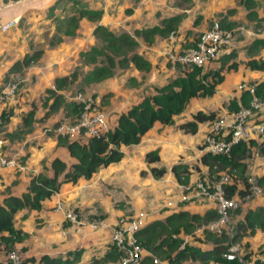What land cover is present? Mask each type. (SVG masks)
<instances>
[{"label": "crops", "instance_id": "crops-1", "mask_svg": "<svg viewBox=\"0 0 264 264\" xmlns=\"http://www.w3.org/2000/svg\"><path fill=\"white\" fill-rule=\"evenodd\" d=\"M78 5L99 9L101 16L96 19L79 16ZM72 15L79 16L78 26L73 33H67L64 29ZM216 17L225 27L234 28L238 37L203 67L235 65L223 69L224 78L216 85L214 94L193 96L184 110L174 116L173 123L155 121L138 144L121 146L124 156L119 161L100 167L89 178L62 182L59 189L42 202L39 210L19 211L15 225L26 235L15 242L13 248L22 253L27 261L25 264H46L43 256L55 261L54 264H88L103 258L112 245L111 229L92 227L89 221L95 218L111 223L121 216L140 217L144 226L177 211L203 215L210 209H216L215 202L208 198H185L188 195L185 183L179 182L171 170L176 163L188 164L186 183L194 181L201 173L210 174L208 166L201 160L205 153L202 141L209 128V120L201 122L194 133L186 132L179 124L192 119L197 109L215 111L217 116L225 100L239 95L235 90L238 83L264 80V69L252 70L246 66L249 59L264 58V0H250L248 5L244 0H0V20L17 19L14 26L0 31V86L8 79H19L15 97L0 104L4 154L16 161L14 166L0 168V202L8 194H22L31 176L47 167L49 174H53L49 167L54 157L68 164L75 160L66 145V141L71 139L59 135L66 140L60 142L58 134L51 133L63 116L68 118L72 113L60 104L45 117L54 100V95H49L47 89L55 87L56 77L68 75L77 69V65H84L82 51L102 44L101 37L94 33L97 25L133 36L138 43V53L150 62L147 75L134 73L138 68L132 65V73L124 71L107 80L105 78L106 83L99 79L98 82L84 81L87 70L91 68L85 67V72L77 70V78L57 92L66 101L76 102L73 99L76 92L71 96L66 93L71 91L74 83L80 86V90L86 87L100 105H108V121L113 127L121 112L180 72L179 64L170 62L166 53L193 44ZM154 26L171 29L168 33H155L152 38H146L139 32ZM174 29L176 38L171 40L169 33ZM38 49L42 54L34 62L21 71H9L14 61ZM101 82L100 88L94 85ZM32 109L34 121L31 129L17 133L24 115ZM151 150H157L159 154V160L153 163L145 157ZM153 165L164 166L166 172L162 176H154L150 169ZM238 186L241 187V183ZM168 201L172 203L167 205ZM58 203L63 209L56 208ZM67 210L79 213L82 223L79 231L65 218ZM246 212L245 209L239 211L241 219L238 222L244 221ZM257 229L262 231L256 232L255 229L254 234H246L255 239L252 241L253 253L246 254L252 258L251 264H264V252L258 251L264 239V225ZM204 232L200 225L193 234L201 240ZM180 235L183 237V232ZM196 246L210 248L213 245L201 240ZM143 253L144 257L150 254L147 249ZM118 263L117 259H107L99 264ZM153 263L168 264L166 260ZM211 263L216 262L207 264Z\"/></svg>", "mask_w": 264, "mask_h": 264}, {"label": "trees", "instance_id": "trees-1", "mask_svg": "<svg viewBox=\"0 0 264 264\" xmlns=\"http://www.w3.org/2000/svg\"><path fill=\"white\" fill-rule=\"evenodd\" d=\"M249 1L244 0L247 5ZM77 9L79 16L84 15L90 19L101 16L99 9H92L84 5H78ZM79 16L72 15L69 17L64 29L65 32H74L78 26ZM62 21L60 19V24L63 25ZM170 29L171 27L163 29L154 26L141 29L139 32L146 38H152L155 33H168ZM94 33L101 37L102 44L93 45L85 53L87 60L94 62L95 65L85 74L84 81L97 80L112 74L117 52L120 54L118 59L120 64H126L131 60L138 69L148 70L150 68V62L143 55L134 51L138 43L131 35L127 33L118 34L102 25H97ZM131 50L133 52L129 56ZM41 54L42 50L38 49L24 55L22 59L14 61L9 71H21ZM99 56H103L105 61L96 63ZM234 66V63H231L227 68ZM246 66L252 70L264 69V58L249 59L246 61ZM178 67L180 72L165 84L156 87L153 93L143 97L137 104L121 112L118 115L116 125L110 127L105 133L99 136L65 140L70 155L75 158L71 164L54 157L49 167L53 174H49L48 167H44L46 170L31 176L26 191L20 195L8 194L3 198L0 202V251L13 249L14 243L22 240L26 235L15 225V216L19 211L22 209L39 210L42 202L55 193L62 182H76L79 177L89 178L100 167L122 159L124 152L121 150V146L138 144L155 121H160L163 124L173 123L174 116L184 110L193 96L213 95L216 85L224 78L223 69L226 68L219 65L204 69L197 65L182 66L180 64ZM77 76V70H74L68 75L55 78V87L47 89L49 95H54V100L46 110L45 117L58 108L60 104H63L70 113L77 115L79 103L66 101L63 95L57 92V89L68 86ZM256 87L257 92L264 97V80L256 83ZM249 98V93L244 91L240 96L231 98L227 103V107L229 110H235L240 105H247ZM44 104H47V102L45 101ZM215 117V111L204 112L197 109L193 112L192 119L185 120L179 125L186 132L194 133L201 122L211 121ZM33 121L34 110L32 109L24 115L22 127L17 133L30 130ZM61 136L58 135V141L65 142ZM255 143L254 139L240 141L234 145L229 155L213 154L211 152H205L202 155L201 160L208 166L210 174L235 169L233 182L225 185L228 197L233 195L244 197L249 192V182L245 175L247 168L245 158L250 154L251 146ZM260 149L264 152V143H262ZM145 157L151 163L159 160L157 150L148 151ZM150 169L156 177L162 176L166 172L164 166L153 165ZM171 170L179 182L186 183L188 181V164L176 163ZM258 180L264 181V175ZM239 183L243 187H239ZM217 215L216 209H210L203 215L177 211L167 215L163 220L156 219L140 227L135 235L138 242L142 243V246L150 253L143 260H152L155 255H158L160 258L168 260V264H207L209 261L221 264H242L237 258L228 259L225 254L233 242L241 239L247 233L253 232L256 226L262 227L264 225L263 208L247 211L244 221L238 222L237 231L233 235L225 232L216 234L205 231V239L212 242L213 245L210 248H202L192 244L182 246L183 237L180 233L191 232L196 223L199 226L215 219ZM259 249L260 252H264V243L260 245ZM120 255V251L112 244L103 258L94 259L88 264H99L102 260L107 259L118 260ZM247 257V254L244 255V258ZM42 259L46 264H54L55 262L47 256H43ZM25 262L27 261L23 258L20 264H25Z\"/></svg>", "mask_w": 264, "mask_h": 264}, {"label": "built area", "instance_id": "built-area-1", "mask_svg": "<svg viewBox=\"0 0 264 264\" xmlns=\"http://www.w3.org/2000/svg\"><path fill=\"white\" fill-rule=\"evenodd\" d=\"M17 23L16 18L7 21L0 20V31H6ZM235 36V29L228 28L221 24L219 18L212 19L210 25L203 30L196 38L193 44L183 49H171L166 53L168 60L174 64L182 66L197 65L204 67L209 61L217 58L224 47L229 44ZM176 38V30L169 33V39ZM19 79L11 78L0 86V104L7 99H12L16 95ZM235 90L238 91V97L244 91L250 95L247 105H240L237 109L232 110L226 118L217 116L209 121V128L205 133L202 141V148L205 152L213 154L229 155L237 143L243 140H249L255 135H260L264 143V97L257 92L256 83L240 82L236 85ZM234 98V96L232 97ZM73 99L79 103V112L74 121H60L51 130L58 135L66 136L70 139H79L81 137L99 136L105 133L110 124L107 114L97 107L96 97L92 94L85 95L82 91L76 92ZM261 114L256 116L257 114ZM256 116V117H255ZM4 138L1 132L0 119V168L2 166H14L16 161L14 158H7L3 153ZM211 178L197 179L192 182L183 184L188 195L185 198L203 199L208 198L215 202L217 217L206 223L201 224V228L205 231H211L216 234L228 232L226 229L229 220V212L234 210L240 204V197L233 195L228 197L225 185L233 182V175L224 170L216 174H210ZM249 182V192L255 191L252 184L253 178H247ZM252 188V190H251ZM172 201L166 204L170 205ZM57 209H63L58 203ZM65 218L72 226L79 231L81 229V220L79 213L72 210L64 212ZM89 224L96 227H110L111 241L115 245L121 255L119 264H141L144 257V247L138 242L135 232L142 227V219L119 217L114 222L105 221L102 218H95L89 221ZM186 233L184 236L187 237ZM232 235V233H227ZM183 239V244L185 243ZM237 246L232 243L226 252L228 259L237 258L242 264H251L244 262V255L238 256ZM22 253L17 249L0 251V264H20L23 261ZM153 261L159 262L157 257Z\"/></svg>", "mask_w": 264, "mask_h": 264}, {"label": "rangeland", "instance_id": "rangeland-1", "mask_svg": "<svg viewBox=\"0 0 264 264\" xmlns=\"http://www.w3.org/2000/svg\"><path fill=\"white\" fill-rule=\"evenodd\" d=\"M237 35H238V33H235L234 39L238 37ZM137 46H138V44L135 46V49H134L135 52H138V47ZM86 52L87 51H84V52L82 51V55H84V56H82L84 65H77L75 67V68H77L76 70H80L81 72H85V70H84V69H86L85 67H87V68L91 67L90 69L87 70V71H89L95 65V63H91V62H89L87 60L86 55H85ZM132 52H133V50H131L128 55L130 56ZM115 56H116V61H115V66L113 67V73L110 74V75H106V76L102 77L101 79H99L101 81L103 80L102 81L103 83H106L105 81L107 80V78L112 77V76L115 77L116 75H119L120 73H122L124 71L127 72V73H132L134 71V69L131 68V66L134 65L133 61L130 60L126 64H120L119 61H118V59L120 57L119 52H117V54ZM99 59H101V60H99ZM104 61H105V58L103 56H99V58H97V62L96 63H98V62L102 63ZM88 63H91L93 66H91V64L88 65ZM147 71H148L147 69H138L137 72H134V73H137L139 76H141V75L142 76H146L147 75ZM105 78H106V80H104ZM97 82H98V80H97ZM102 82L100 84L99 83H94V85L97 88H100V85L102 84ZM246 82L249 83V84L258 83V82L254 81V80L253 81L249 80V81H246ZM79 87L80 86L77 83H74L71 86L72 89H71V91H69L70 93L68 92L66 94L68 96H71L72 94H74L73 92L82 91V93H84L85 95H90L91 92H90L89 89H87L86 87H83V90H80L81 88H79ZM227 103H228V101L225 100L221 104V107L218 109L219 112L217 114V118H220V117H224V118L226 117L227 118L229 116V114H230V112L232 110L228 109ZM97 107L101 111L105 112L107 114V118H108V113L106 112V109H107L108 105H104V104L100 105L99 102H97ZM259 115H261V114L259 113L256 116H259ZM262 115H264V112H262ZM63 117H62L61 121L71 122V121H74V119L76 117V114L75 115L71 114V116H69L68 118H65V117L63 118ZM51 133H53V132L51 131ZM260 137H261L260 135H258V134L256 135V137L254 138L256 143L251 146L250 154L245 158V161L247 163V168H246V171H245V175L247 176V178H250V177L253 178V181H251L250 183L252 184L253 189L255 187V191L251 192V194L246 196V197L245 196L244 197H240L241 199H240V204L238 205V207L236 209H234V210H231L229 212L230 213L229 214V220H228L227 225H226V229H227L228 232H226V233H232V235L236 233V231H237L236 230V226L238 224V221L241 219L240 218L241 214L239 213L240 210L243 211L245 209V210L249 211V210H256V209H259V208H264V181H259L258 180L260 177H262L264 175V152L260 149V146L262 145L263 141L260 140ZM3 153H4V149H3ZM228 172L231 173L233 175L232 177L234 178V173L233 172H236L235 169H233L232 171H228ZM211 177L212 176L209 173H205V174L201 173L200 176L197 177V179H205V178H211ZM197 179H195V180H197ZM241 187H243L242 184H241ZM251 190H252V188H251ZM257 196H259L258 199L255 198ZM202 201L204 202L206 200H202ZM237 209H239V210H237ZM187 212H189L190 214L196 213V212H190V211H187ZM197 227H198V225L196 223V226L194 227V229L191 232H188L187 237L184 236L186 233H183V239L185 238V240H186L184 244L198 245L201 240H202V242L204 240V242L207 243L208 245H212V242H209L208 240L205 239V234L201 238V240L197 239L196 234H193L194 230ZM255 229H256V232L257 231H260V232L262 231V230L257 229V226L255 227ZM253 232H255V230ZM253 232H250V233H253ZM247 235L245 237H243L242 239H239V240L233 242L238 248L237 249L238 256L246 255V253L252 252L253 249H254V245H253L252 241H255V239L253 237H249ZM259 236H261V235L259 234ZM198 240H200V241H198ZM261 243L262 244L264 243V239L262 240ZM140 244L142 245V243H140ZM262 244H260V245H262ZM259 248H260V246L258 247V251L260 250ZM154 257H157L158 259H160L159 261H163L164 262V260H166V259H164L162 257L160 258L158 255H155ZM243 259H244V262H250V260L252 258L251 257H247V258H243ZM166 261H168V260H166ZM141 264H154V263H153V259H152V260H147V261L143 260L141 262ZM211 264H219V263L216 262V263H211Z\"/></svg>", "mask_w": 264, "mask_h": 264}]
</instances>
